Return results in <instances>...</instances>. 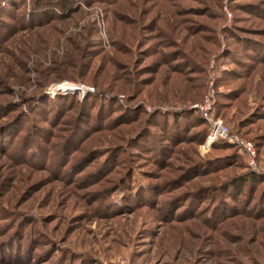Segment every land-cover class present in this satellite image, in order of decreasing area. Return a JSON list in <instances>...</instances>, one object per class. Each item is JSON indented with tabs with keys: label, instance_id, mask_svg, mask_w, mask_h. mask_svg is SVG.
<instances>
[{
	"label": "rangeland",
	"instance_id": "374dc122",
	"mask_svg": "<svg viewBox=\"0 0 264 264\" xmlns=\"http://www.w3.org/2000/svg\"><path fill=\"white\" fill-rule=\"evenodd\" d=\"M11 1L0 4V264H264V216L242 205L249 182L235 202L224 190L254 169L250 157L218 160L238 151L208 147L196 110L167 130L156 115L213 95L211 116L253 145L264 176V116L251 118L264 62L245 56L264 43V0H73L32 23L27 11L47 10ZM207 159L201 174L193 166ZM141 187L150 202L104 209ZM263 190L264 180L256 200ZM219 194L227 212L212 215Z\"/></svg>",
	"mask_w": 264,
	"mask_h": 264
},
{
	"label": "trees",
	"instance_id": "16d2710c",
	"mask_svg": "<svg viewBox=\"0 0 264 264\" xmlns=\"http://www.w3.org/2000/svg\"><path fill=\"white\" fill-rule=\"evenodd\" d=\"M4 0H0V4H2V2H3ZM14 1V2H13ZM18 1H21V0H18ZM18 1H16V0H12L11 2H13V4L14 3H16V5H17V2ZM78 1V0H77ZM76 1V2H77ZM83 2L84 3V1H85V4H90V0H80L79 2ZM25 0H23V4L22 5H25ZM33 3H35V4H33ZM32 3V5H30V7L31 6H35V5H38L39 7H41L42 6V8L43 9H45V10H47L46 12H41V13H34V12H31V14L27 11L26 12V16L28 17V18H30L28 21L30 22V23H32V22H34V19H39L38 17H45L46 19L48 18V15H51V17L53 16V11H52V9H53V7H55V9L56 8H60L61 10H65V11H73L74 9H76V7H79V6H76V5H73L74 3H73V0H34V2ZM19 5H21V4H19ZM21 5V6H22ZM78 5V4H77ZM73 6H74V8H73ZM13 7H14V5H13ZM20 7L19 6H17V8H16V10H18ZM35 11V10H34ZM3 24L2 23H0V27L2 26ZM240 39H242L241 40V42L243 43V45H244V47H245V49H247V41H245L241 36H238ZM3 38H4V36H3ZM239 39V40H240ZM254 42H256V44H258L257 46H259L260 47V51L259 52H256V53H249V51L247 50V52L245 53V56L246 57H248V58H250L251 59V62H253L252 63V65L253 64H255V63H260V62H264V43H260V41H254ZM251 48V47H250ZM231 55V54H230ZM231 56H235L234 54H232ZM249 68V67H248ZM248 68H246L245 69V71H248L249 69ZM227 72V71H226ZM229 72V71H228ZM233 73V74H232ZM233 76H238L237 75V73H234L233 71H231V72H229V73H224L223 74V78L225 77H227V78H231V77H233ZM238 92V93H237ZM241 90L240 89H237L236 91L235 90H232V91H227V92H224V93H221V97H223L224 99L225 98H227V97H231L232 95H238V96H240L241 94ZM106 102H107V104L110 106L111 105V103H112V101H109V99L108 100H106ZM221 106L223 107L224 106V104L223 103H221ZM164 108H169V109H173L174 107H164ZM259 108V107H258ZM256 109V111H254V112H252V116H251V118H253V117H255V116H264V113H261L260 114V112H264V104L262 105V107L260 108V109ZM39 110H40V108H39ZM104 110H106L105 109V107H101L100 109H99V111H98V113H97V115L96 116H98L99 115V113L102 111V113L104 112ZM259 110V111H258ZM108 111V110H107ZM106 111V112H107ZM109 111H111V110H109ZM175 111H177V110H175ZM179 111V110H178ZM195 110H187V109H184V110H182V111H180V112H170V111H168V110H166V109H157V113H156V115L158 116V118H160V119H162V120H164L166 123H161L160 124V128H163V127H165L166 128V130H167V128L169 129V127L170 128H174V127H176L175 125H176V123H178L179 121H184V115H187V116H189L190 115V117L191 118H193L194 116H196V115H198V116H196V117H199L200 119H201V115L197 112V111H195ZM59 111L58 110H56L55 111V113H54V116H55V118H57V116L59 115ZM188 113H189V115H188ZM191 113V114H190ZM194 113L196 114V115H194ZM83 114V113H82ZM105 114V113H104ZM256 114V115H255ZM80 118V117H79ZM79 118H78V120H79ZM177 119H179V120H177ZM161 120V121H162ZM202 121H203V118L201 119ZM81 122V121H80ZM80 122L79 121H76V124L74 125V128L73 129H75V128H79L80 127ZM169 126V127H168ZM164 128V129H165ZM18 129V128H17ZM13 131H15V129L13 128V127H11L10 129H9V132H10V134H13ZM143 131H144V129H142V130H140L138 133H137V136H135V139L137 138V139H142V135H143ZM175 131H176V128H175ZM205 132V131H204ZM43 137L45 138V137H47V133L46 132H44L43 134ZM206 135V137H205V139L207 138V135H208V133L207 134H205ZM77 136V135H76ZM76 136H72V137H70V140L68 141V142H66L63 146H62V149H64V147L65 146H71V144H72V142H75L74 140H75V137ZM79 136V135H78ZM4 136L3 135H1L0 134V140L2 141V138H3ZM72 146H74V143H73V145ZM213 148V150H217V151H228V150H233V149H237V153H233L231 156L230 155H226V156H222V157H218L217 159L218 160H224V159H226V158H230V157H232V158H234L235 157V159L236 160H240V159H244L245 160V158H246V161H247V155H246V153L242 150V149H240L239 147H237L236 145H230V144H228V143H215L213 146H212ZM21 148V147H20ZM35 148H36V153H34V155L32 154L31 156L32 157H30L31 158V160L33 161V162H42V157H41V155H40V153H38V152H40L42 149H40L37 145L35 146ZM62 149H60L59 150V157L61 158L62 157ZM20 150V149H19ZM19 150H18V154H19ZM110 151H112V150H109L108 152H110ZM92 153H96V152H92ZM161 154H162V152H160ZM91 154V153H90ZM161 154H159L160 156H161ZM241 154V155H240ZM39 155V157H38V159H36V156H38ZM118 155V152H115L114 154H113V156H111L110 157V159H108V158H106V161L104 162V163H106L107 161H110L109 162V164L111 165V164H114L115 163V156H117ZM63 156H64V154H63ZM245 157V158H244ZM87 158H89V157H87ZM64 160V159H63ZM87 160H90V159H86V161ZM219 162H221V161H218V162H216L217 164H219ZM210 163H212L213 164V162L212 161H208V159L207 160H205V161H203V162H198V163H196V164H194L195 166H193V167H197L198 168V170H200L201 171V174H204V173H207V172H209L210 171ZM215 163V164H216ZM60 164V162H58L57 163V161H55V167H54V170H58L59 169V165ZM106 166V165H105ZM204 172V173H203ZM132 174V173H131ZM262 174H263V171L261 172V171H259V170H254V169H249V171H248V173H246V174H242V175H238V176H235L234 178H232L230 181H228V184H230V186L229 187H227L226 189H224V187L227 185V183H225V184H223V185H219V186H217L216 187V189H220L221 190V188H223L224 190H226L225 191V194H227V196L228 197H230L231 196V198L233 199V201L235 202L236 201V199H238L239 197H240V195H243V193H244V191H245V187L243 186L244 184L246 185V183L247 182H249V187L247 188V190H246V194H245V196H246V198H245V201H244V203H242V205H247L246 207H247V209H248V207H251V205H253L252 203L253 202H255V207H256V209H255V212H256V215H257V217L259 216V217H263L264 216V190L262 191V193L259 195V197L257 198V200L255 199V195H256V191H257V189L261 186V184H262V182H263V180H264V176H262ZM130 177V176H129ZM239 177H242V180L241 181H238V179H239ZM263 177V178H262ZM262 178V179H261ZM120 181H122L121 183H119V187H122V184H123V187H126V179H125V181L122 179V180H120ZM238 181V182H237ZM234 182H235V184H234ZM237 182V183H236ZM231 184H233V185H231ZM152 188H149V189H146V187H141L140 189H138V191L135 193V194H133V195H130V194H128V195H126L125 197V200L123 201H121L120 202V200L119 201H108V202H105L104 203V209L106 210H109V211H112L113 212V210H115L114 212H117V210L119 211H122V210H126V209H133V208H135L136 206H138L139 204H140V200L142 199L143 200V197L145 196V193H147V196L148 197H146L145 198V201H149L150 202V200H151V195H152V193H150V190H151ZM222 189V190H223ZM155 190V189H154ZM201 189H199V190H194V191H192L191 193H190V196H191V199L193 200V198H197V197H199L200 195H201V191H200ZM222 190H221V192H222ZM254 190V191H253ZM144 191V193H142ZM123 192H125V190L123 191ZM255 192V193H254ZM125 193H127V192H125ZM202 193H205V192H202ZM104 197H105V195H104ZM215 198H219V202H217V204H218V206L214 209V211H213V213H212V215L213 214H216V213H218V214H223L224 212H227V209H226V211L225 210H222V208L224 207V205H226L225 204V202L223 201L224 200V195L222 194H219L217 197L215 196ZM148 202V203H149ZM194 202V201H193ZM192 202V203H193ZM249 203V204H248ZM250 205V206H249ZM228 207V206H227ZM187 210V209H186ZM231 210H235V209H232L231 208ZM252 210V209H251ZM254 210V209H253ZM212 215L210 216L211 218H209V219H211V221H213L214 222V218L212 217ZM224 218H225V215L223 216Z\"/></svg>",
	"mask_w": 264,
	"mask_h": 264
},
{
	"label": "built area",
	"instance_id": "2783aa9c",
	"mask_svg": "<svg viewBox=\"0 0 264 264\" xmlns=\"http://www.w3.org/2000/svg\"><path fill=\"white\" fill-rule=\"evenodd\" d=\"M215 106V99L213 95H207L202 104L194 106L192 109L196 110L200 115H203L205 120L209 123V133L207 137L208 147L215 143H228L236 145L242 149L248 157H250V164L256 170L255 164V150L251 143L242 141L237 135L231 133L220 120H215L211 116L212 108Z\"/></svg>",
	"mask_w": 264,
	"mask_h": 264
},
{
	"label": "bare ground",
	"instance_id": "6f19581e",
	"mask_svg": "<svg viewBox=\"0 0 264 264\" xmlns=\"http://www.w3.org/2000/svg\"><path fill=\"white\" fill-rule=\"evenodd\" d=\"M66 86H68V85H66ZM66 86L62 87L61 89H65V88H66ZM68 92H70V91H68Z\"/></svg>",
	"mask_w": 264,
	"mask_h": 264
}]
</instances>
